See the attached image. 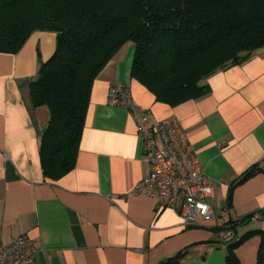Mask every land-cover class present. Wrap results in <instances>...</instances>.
I'll use <instances>...</instances> for the list:
<instances>
[{"label": "crops", "instance_id": "obj_1", "mask_svg": "<svg viewBox=\"0 0 264 264\" xmlns=\"http://www.w3.org/2000/svg\"><path fill=\"white\" fill-rule=\"evenodd\" d=\"M56 44V33L37 31L17 54L0 53V244L28 235L36 264H158L185 249L180 264H226L228 223L256 214L236 227V238L264 230V172L228 201L246 171L264 167V48L205 78L206 96L172 107L133 78L136 47L126 43L93 84L74 169L51 180L40 155L50 110L33 106L30 83ZM113 84L129 85L152 122L179 120L213 186L215 221L186 226L174 210L134 193L150 164L129 109L108 102ZM260 242L253 235L237 248L241 264H258Z\"/></svg>", "mask_w": 264, "mask_h": 264}, {"label": "trees", "instance_id": "obj_2", "mask_svg": "<svg viewBox=\"0 0 264 264\" xmlns=\"http://www.w3.org/2000/svg\"><path fill=\"white\" fill-rule=\"evenodd\" d=\"M37 31L57 34L30 96L50 110L40 155L44 176L58 180L76 165L93 84L123 45L135 44L132 76L158 102L200 99L210 92L205 78L264 48V0H0V53L17 54ZM263 172L262 164L246 171L230 187L229 204L235 187ZM255 215L224 227L233 233L226 264H241L236 250L253 235L264 264V230L236 238V227ZM187 251L158 264H180Z\"/></svg>", "mask_w": 264, "mask_h": 264}, {"label": "built area", "instance_id": "obj_3", "mask_svg": "<svg viewBox=\"0 0 264 264\" xmlns=\"http://www.w3.org/2000/svg\"><path fill=\"white\" fill-rule=\"evenodd\" d=\"M108 102L129 109L144 141L150 172L134 193L156 199L159 211L174 210L186 226L215 221L217 215L209 204L214 194L213 186L179 120L169 117L152 122L150 112L136 105L131 88L126 84L111 85ZM221 236L230 239L233 233L225 229ZM38 252L34 240L22 235L0 244V264H36Z\"/></svg>", "mask_w": 264, "mask_h": 264}]
</instances>
